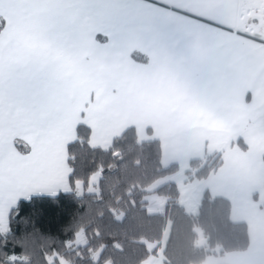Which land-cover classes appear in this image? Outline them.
Returning <instances> with one entry per match:
<instances>
[{
    "label": "snow or ice",
    "instance_id": "1",
    "mask_svg": "<svg viewBox=\"0 0 264 264\" xmlns=\"http://www.w3.org/2000/svg\"><path fill=\"white\" fill-rule=\"evenodd\" d=\"M228 9L252 15L240 27ZM262 9L264 0H0V239L23 250L63 199H83L70 149L136 127L130 106L161 78L219 116L242 101L264 121ZM196 132L177 126L169 139L176 147ZM225 177L238 179L230 167ZM7 254L5 244L7 264H22ZM248 257L264 264V246Z\"/></svg>",
    "mask_w": 264,
    "mask_h": 264
},
{
    "label": "trees",
    "instance_id": "2",
    "mask_svg": "<svg viewBox=\"0 0 264 264\" xmlns=\"http://www.w3.org/2000/svg\"><path fill=\"white\" fill-rule=\"evenodd\" d=\"M78 135L87 141L91 131L81 128ZM238 143L247 149L242 140ZM70 150L78 157L74 180L82 184L83 199H63L58 218L42 221L47 234L37 235L35 244L29 243L22 250L17 246L18 238L10 236L0 239V252L7 244V256L22 264H143L159 254L168 227L165 264H203L210 255L249 249L248 224L232 219L228 198L213 197L206 191L192 213L180 202L181 190L176 183L153 188L180 169L178 164L163 167L159 140L142 142L131 127L107 149L90 148L85 143ZM222 157L217 153L191 161L188 180H207L221 166ZM97 173L101 176L98 192L87 193ZM152 196L161 199L159 205L150 204ZM23 212L27 216L28 208L24 207ZM25 216L20 222L27 227ZM80 231L87 244L71 246ZM0 261L7 264L3 255Z\"/></svg>",
    "mask_w": 264,
    "mask_h": 264
},
{
    "label": "crops",
    "instance_id": "3",
    "mask_svg": "<svg viewBox=\"0 0 264 264\" xmlns=\"http://www.w3.org/2000/svg\"><path fill=\"white\" fill-rule=\"evenodd\" d=\"M228 11L233 16L237 26L240 27L246 22V17L251 14L249 13L241 17L232 9H228ZM262 12H264V9H262ZM138 58L143 59V56L140 55ZM232 108L233 110L229 118L219 116L199 105L186 101L185 97L177 92L170 82L165 78H161L150 90L140 97L136 104L130 106L129 110L135 112L136 116L134 120L129 122L144 124V128L148 130L144 134V139L140 141L159 140L161 142L163 151L162 165L165 168L166 154L169 155V160H171L168 162L170 165H180L176 161V156H186V166L188 165V168L191 170L190 164L193 160H203L207 156L217 153H222L223 155V152L219 151L220 149L211 154L209 153L211 140L216 143V148H222L223 145L227 144H230L232 148L237 143L238 149H241L239 151L243 160L235 166V175L238 177L237 180L240 184L253 187L250 180L260 177V169L264 165V160H261V157H264V149L261 147L262 142L259 143L261 138L264 139V121L259 119L261 116L259 111H249L242 101L234 103ZM173 113H179V118L173 119ZM259 122H262V126L257 125ZM177 126H182L186 129H196L195 141L182 142L179 146L174 147L169 136ZM129 128L131 127H117L114 132H110L105 138L94 140L93 143L95 147L107 149L112 145L115 138L121 136ZM134 128L137 134H139L137 126ZM246 138L249 139L247 143L244 142ZM239 140H242L247 145V149H243L238 143ZM217 144H221L222 146H218ZM253 151L254 156L251 154ZM219 169L220 167L217 171ZM217 171L214 172L215 174H211L207 181L214 179ZM194 181L198 180H193L192 182ZM215 197L225 196L215 195ZM195 209L191 212H194ZM234 221L242 222L238 220ZM168 236L169 229L167 228L163 238V246L157 257L163 258L164 245L168 240ZM163 263L165 264V257ZM143 264H157V262L149 257Z\"/></svg>",
    "mask_w": 264,
    "mask_h": 264
},
{
    "label": "rangeland",
    "instance_id": "4",
    "mask_svg": "<svg viewBox=\"0 0 264 264\" xmlns=\"http://www.w3.org/2000/svg\"><path fill=\"white\" fill-rule=\"evenodd\" d=\"M262 24H264V21H262ZM136 125L137 130L139 131V140H142L144 139V134H146L147 129L144 128V124L137 123ZM257 125L262 126V122H259ZM247 141H249L248 138H246L244 142L247 143ZM261 142V147L262 149H264V139L261 138L259 140V143ZM217 145L222 146L221 144ZM230 146V144H227L223 145L222 148H216V143L212 140L210 141V154L217 151V149H220L219 151L223 152V163L220 166V169L218 171L216 170L217 174L214 179H210L209 181L198 180L194 182L188 180L189 175H187V172L190 171V169L188 168V165L186 166V156L178 155L176 156V161L180 164L179 172L174 176L167 177L164 180L158 181L153 186V188H157L168 182L176 183L181 190L180 202L185 206L188 212H191L193 209H197L199 207L206 191H209L213 197H215V195H223L228 198L232 203V217L234 216L233 220L242 221L248 224L250 234V246L246 252L229 253L227 255L217 256L210 255L203 264H246V261L249 258L248 253L250 247L252 245H255L257 247L264 246V179L257 177L256 179L254 178L253 180H250V183L253 187L240 184L237 179H232L230 177L220 179L219 177L225 168L230 167L235 173V166L243 160V157L241 156V153L239 151L241 149H238L239 146L237 145V143L235 146H232V148ZM251 154L252 156H254V151L251 152ZM169 161H171L169 160V155L166 154V167L170 166V164H168ZM100 177V174L97 173L91 178L90 186L87 190V193L98 192V183ZM81 186L82 184L79 183L78 192L83 195L85 191L82 189ZM149 200L151 201L150 204H152L153 202L154 205H159L161 201L160 198L154 196H152ZM166 243L164 247L166 246ZM86 244L87 239L84 235V232L80 231L76 237V240L70 245L78 247L85 246ZM157 256L158 255L151 256V258H153V260H156L157 264H164V256L163 258ZM97 257L98 254L95 256V259ZM159 258L160 260L158 261Z\"/></svg>",
    "mask_w": 264,
    "mask_h": 264
},
{
    "label": "water",
    "instance_id": "5",
    "mask_svg": "<svg viewBox=\"0 0 264 264\" xmlns=\"http://www.w3.org/2000/svg\"><path fill=\"white\" fill-rule=\"evenodd\" d=\"M119 154H116V156H118Z\"/></svg>",
    "mask_w": 264,
    "mask_h": 264
}]
</instances>
